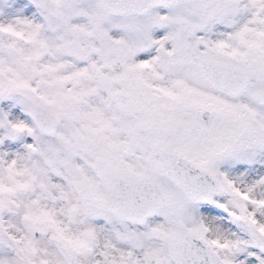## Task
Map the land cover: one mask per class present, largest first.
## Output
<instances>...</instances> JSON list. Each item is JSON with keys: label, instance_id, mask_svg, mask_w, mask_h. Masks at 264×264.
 Returning <instances> with one entry per match:
<instances>
[{"label": "snow or ice", "instance_id": "obj_1", "mask_svg": "<svg viewBox=\"0 0 264 264\" xmlns=\"http://www.w3.org/2000/svg\"><path fill=\"white\" fill-rule=\"evenodd\" d=\"M0 264H264V0H0Z\"/></svg>", "mask_w": 264, "mask_h": 264}]
</instances>
